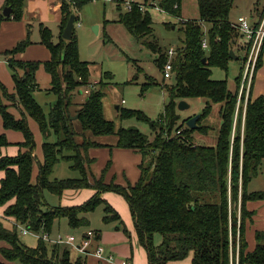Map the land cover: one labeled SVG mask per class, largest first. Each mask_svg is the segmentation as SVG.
Returning <instances> with one entry per match:
<instances>
[{
    "label": "trees",
    "instance_id": "16d2710c",
    "mask_svg": "<svg viewBox=\"0 0 264 264\" xmlns=\"http://www.w3.org/2000/svg\"><path fill=\"white\" fill-rule=\"evenodd\" d=\"M104 0H62L60 35L54 43L51 30L40 25L41 44L51 53V61L22 62L15 59L33 43L28 37L5 52L12 74L17 101L26 114L34 119L44 136L42 147L43 163L35 183L32 181L36 156L35 141L26 119L17 120L0 99V115L7 130L24 134V154L3 156L1 150L10 143L0 135V209L17 225L6 228L0 218V242L9 248L0 253L6 263L0 264H86L85 260L71 262L68 249L60 245L50 246L43 235L52 232L57 222L67 219L72 229L89 227L87 214L104 206L106 224L121 222L119 213L102 198L104 193L123 196L134 218L141 245L145 248L149 264H168L183 261L193 253L192 264H264V232H256V247L250 252L246 231L253 222L254 213L247 204L264 199L262 192H250L249 186L264 166V96L253 98L255 82L247 95L242 89V70L231 90L227 81L212 79V69L228 71L239 47L237 40L244 38L240 30L230 21V12L235 0H197L199 18L182 20V0H162L163 13L180 18L185 38L184 46L177 50L173 60L175 81L171 89V101L156 121L142 112L128 111L119 107L123 121L136 120L147 123L153 138L133 128H116L104 116L103 100L105 84L103 79L92 85L86 100L79 105L77 119L82 133L74 129L71 110L76 91L90 83V66L80 60L76 25L71 41L63 39V32L72 13L75 23L80 22L79 13L89 4ZM120 12L119 23L137 38L152 35L153 18L147 4L132 3L133 10H124L116 1ZM13 18L21 21L24 16L25 0H7ZM0 16V21H2ZM1 24V22H0ZM208 25L207 34L204 26ZM106 35V33L104 34ZM207 40L208 48H203ZM160 53L157 60L162 70L167 56L161 52L158 43L148 44ZM245 67L249 57L250 44H245ZM237 56V55H236ZM264 47L259 56L256 71L263 66ZM238 57V56H237ZM206 59V63H204ZM51 77L50 92L57 97L48 115L36 102L34 94L40 91L36 75L41 67ZM244 68V67H243ZM22 72V74H20ZM256 73V76H257ZM255 77V75H254ZM94 86V87H93ZM0 91L7 90L0 82ZM10 97V96H9ZM191 99H204L206 106L200 115L198 129L190 130L185 123L179 125L178 103ZM246 105L245 121L243 122ZM215 106H220L221 126L217 145L198 146L192 135L196 131L206 133L203 120L208 118ZM94 137H117L118 149L138 152L142 161L140 178L134 185L124 187L114 182L106 184L104 175L111 167L107 165L99 180L90 182L92 166L89 150L104 147L92 141ZM55 137L54 143L49 140ZM62 162L71 164V170L79 173V179H52L55 168ZM92 177V176H91ZM95 189L96 194L88 202L77 207H53L46 204L45 192L61 197L65 191ZM39 233L42 238L36 248H30L20 239L19 227ZM124 232L129 235L123 225ZM162 241L156 245L155 237ZM49 236V235H48ZM97 234V239H99Z\"/></svg>",
    "mask_w": 264,
    "mask_h": 264
},
{
    "label": "rangeland",
    "instance_id": "374dc122",
    "mask_svg": "<svg viewBox=\"0 0 264 264\" xmlns=\"http://www.w3.org/2000/svg\"><path fill=\"white\" fill-rule=\"evenodd\" d=\"M162 0H133L137 4H147L148 6L156 3L160 5ZM182 20H197L199 18L197 0H182ZM153 18V32L152 35L142 39L137 38L127 28L119 23L120 12L117 10L116 4L108 1H101L87 5L79 14L80 22L85 33H81L83 29L76 27V35L79 47L80 60L90 66V83L88 86L80 88L76 91L75 103L71 110L74 129L77 133H82L81 125L77 119V112L80 106L87 98L84 93L86 90L91 89L94 81H101L105 84V97L103 100L104 116L106 120L113 122L116 128H133L141 131L147 136L152 135V129L147 123L139 122L136 120L123 121L120 117L118 107L128 111L142 112L147 118L156 121L164 113L165 107L171 101V89L175 81L173 78L164 79L162 70L160 69L157 60L160 53L153 51L149 48L148 44L151 42L158 43L161 52L167 56L170 48L180 50L184 44V32L182 31L181 19L175 16L160 12L155 8H148ZM125 10V9H124ZM264 12V0H235L230 12V21L238 25L239 17L246 18L250 23L256 22L258 16H262ZM99 18L101 23L106 22V35L103 31L100 36H97L91 22ZM89 21V22H88ZM95 27V26H94ZM208 25L204 26L205 33L207 34ZM82 34V35H81ZM243 43V52L236 51L238 56L237 60H233L228 65V71L220 68L212 69V79L215 81H227L231 90L235 89V81L239 77L242 70V81L245 75V57L246 50L243 38L237 40V44ZM176 56V55H175ZM167 58V57H166ZM264 63V60H263ZM244 67V68H243ZM10 70V69H9ZM255 70V77L252 80L254 85V95L264 96V65L258 71ZM1 84L7 90V95L0 91V99L4 105L8 106V111L17 119H26L29 128L34 136L35 150L34 155L36 161L34 164L32 181L35 183L39 172V164L43 163L42 147L45 142L44 136L39 128L37 122L29 117L22 109L19 103L13 97L16 95L15 83L11 72L1 74ZM40 91L34 94L36 102L44 109L48 115L52 106L56 103L57 97L50 92L51 84L49 76L43 73L38 79ZM10 96V97H9ZM124 102V103H123ZM180 103V102H179ZM178 103V105H179ZM189 108L184 110L177 109V114L180 117L179 125L191 120L195 116L202 114L206 101L204 99H191L187 101ZM245 110V104L242 105ZM244 113V112H243ZM220 106H215L212 113L208 118L203 120L202 125L206 127V133L196 131L192 137L193 141L198 146L214 147L217 145L219 137V129L221 126ZM0 135H5L10 145L2 152L3 156H18L24 154L26 148L23 147L25 142L24 134L20 131L7 130L3 125L2 116L0 115ZM87 136L94 142L104 146L101 148H94L96 152L95 163L92 166L94 180H99L103 172L106 170L107 165L111 162V167L104 175V182L110 184L114 182L119 185H126L127 183L134 184V176L137 174L139 178L138 166L133 162L129 163L128 158L119 157L114 155L113 151L118 150L117 137H94L87 133ZM55 137H52L49 142L54 143ZM125 154V153H122ZM71 164L62 162L58 165L52 175V179H79L80 175L71 170ZM255 186L257 189L264 191V166L260 171L259 179L256 181ZM90 197H84V201L88 202L96 194L95 189H84ZM52 195L45 192L46 204L53 207L63 205L64 198ZM103 200L109 203L119 214H123L126 209L131 213L130 207L125 198L115 193L102 194ZM82 202L85 204L86 202ZM264 203V199L259 203ZM81 204V205H83ZM69 206L70 204H66ZM76 205V204H73ZM72 205V206H73ZM79 205V206H81ZM70 207V206H69ZM105 215L104 206H100L95 212L87 214L88 219L91 220V228H96L93 225H99L100 217ZM92 218V219H91ZM102 219V218H101ZM59 222L55 224L53 230L49 235V240L46 241L50 246L53 242L57 241L59 237H66V227ZM15 227V226H14ZM90 227V226H89ZM84 227L82 229L89 230L91 228ZM25 227H19V236L24 244L33 245L42 238L43 229L39 233L28 230V237H24L22 230ZM162 241L160 235H156L155 242L159 245ZM64 245V244H61ZM60 245V246H61ZM63 250V248H62ZM2 254L0 253V259Z\"/></svg>",
    "mask_w": 264,
    "mask_h": 264
},
{
    "label": "crops",
    "instance_id": "0c3cea01",
    "mask_svg": "<svg viewBox=\"0 0 264 264\" xmlns=\"http://www.w3.org/2000/svg\"><path fill=\"white\" fill-rule=\"evenodd\" d=\"M124 1L134 3L133 0H124ZM6 3H7V0H0V16H2L3 18L2 21H0L1 22L0 24V77H1V74L3 73L7 74V72L10 71L8 67V63H7V58L4 57L3 54L7 51L14 49L18 45V43L25 40L29 34H30V40L32 41L33 44L29 46L24 53H21L15 56V59L18 61H22V62L46 63V62L51 61L52 56H51L50 50L45 45L41 44L40 25H43L49 28L54 36V43H58L59 35H60V24L62 20V14H61L62 0H25L24 16L21 21L14 20L13 13H11L10 17L4 16L3 14L4 10L8 7ZM263 14H261L262 16L260 15L258 16V20L256 22L250 23L247 19L246 20L250 23L251 26L255 27L261 22ZM233 25L237 26L236 24H233ZM91 26L94 29L96 27L98 28L96 32L97 36H100L102 34V31L104 34L106 33L105 31L106 22L101 23L99 18L92 21ZM80 29H83L82 24H81ZM81 33L82 34L85 33V29H83ZM244 46H245V43H244ZM236 49L238 52H243V43L242 44L240 43L239 47ZM263 60H264V56H263ZM43 73L49 76L50 84H51V77L45 71L43 66L37 72V75H36L37 82H38V79L41 76H43ZM20 74H22V72H20ZM92 84L96 85L98 84V81H94ZM258 97L260 96L254 95V90H253V98H258ZM4 149L5 148H3L1 152H3ZM94 150L95 149L89 150V155L91 159H93L96 156L95 155L96 152H94ZM113 153L116 156L118 155L119 157L123 156V157L128 158L129 163L133 162L134 165L138 166L139 178H140L141 172H140L139 166L141 164L142 157L138 152L134 150L118 149V150H114ZM122 153H125V154H122ZM91 174H92L91 176L93 177V173ZM91 176H90V180H92ZM3 177L4 175L0 174V181L3 179ZM134 178H135L134 180H139V178L136 179L137 174L136 176H134ZM258 179H259V176L255 178L250 184L249 186L250 192L264 193L262 189H257L258 186H255L256 185L255 183ZM137 182L138 181H135L134 184H136ZM127 185L128 183L123 186L127 187ZM62 196H63L62 198H64V203L63 205H61L62 207H69V206L77 207L83 204L82 202L86 198L88 199L90 197V195H87V192L85 190H79V191L68 190V191H65ZM84 197L86 198L84 199ZM66 204H70V205L67 206ZM73 204H76V205H73ZM247 209L248 211L254 213L253 222L248 225L247 231H246V240L248 243V249L250 252H252L254 251L256 247V239H255L256 232L258 231L264 232V203L263 202L259 203V201L249 202L247 204ZM3 212L4 211L0 209V218L4 226L6 228L12 229L14 226L17 225L16 221L12 218L5 217L3 215ZM119 215L129 235H126V233L124 232L123 225L121 224V222L111 223V224L104 223L103 218L106 215L102 214V216L100 217L101 221L99 225L98 226L96 224L93 225L96 227L93 229L91 228L92 226L91 220L88 219L90 222L89 228H91L89 230L96 232V234H99L100 237L99 239L95 240L93 246L88 250V253L86 256H83L82 254H80L77 248L81 246V242L85 238V234L89 230H86V229L84 230L82 228L72 229L68 225L67 219L61 220V222H59L60 223L59 227L61 225H64L66 227V237L68 236L75 237V245H72V246L61 245L60 248L61 249L66 248L69 250L70 259L72 263H75L81 259V260H85L86 264H122L124 261L129 262L130 264H149L147 252L139 241L138 234L136 231V225H135L134 218L132 217V213L129 214L128 211L125 209L124 213L122 215L121 214ZM29 235L30 234H26L24 235V237H28ZM35 239L37 242L33 243V245H28V247L36 248L38 246V238L36 237ZM53 244L55 243L53 242ZM55 245H58V244H55ZM98 246L104 247L107 253L106 256L107 257L113 256L114 260L109 261L107 259L97 258L94 253ZM2 248H9V246L6 243L0 242V250ZM193 257L194 255L193 253H191L189 257L183 261L170 262L168 264H192ZM0 262L6 263L3 257L0 259Z\"/></svg>",
    "mask_w": 264,
    "mask_h": 264
},
{
    "label": "built area",
    "instance_id": "2783aa9c",
    "mask_svg": "<svg viewBox=\"0 0 264 264\" xmlns=\"http://www.w3.org/2000/svg\"><path fill=\"white\" fill-rule=\"evenodd\" d=\"M108 2H113L115 3L116 1L122 2L124 5V9L128 12H131L133 10V5L131 2H126L124 0H104ZM116 4V3H115ZM148 8H155L156 10L163 12L160 6H157L155 3L151 5V7L147 6H141L140 10L142 12H145ZM239 24L236 26L240 32L244 35V41L245 44H250V51H249V57L248 61L246 64V70H245V75L243 77V84H242V89L241 92L246 89L247 95L250 90V87L252 85V80L254 78L256 66L258 63L259 56L261 55L264 47V14L261 19V22L257 26H251L250 23L246 20V18H239L238 19ZM77 28L81 27V23H75ZM203 48L207 49L208 44L207 40L204 39L203 41ZM176 55V50L174 48H170L167 52V63L164 65L162 72L164 75V79H171L173 76V60ZM96 86V85H94ZM93 86V87H94ZM91 89L86 90L84 93L88 96L90 93ZM124 103V102H123ZM245 113H246V105H245V110H244V116H243V122L245 121ZM22 233L24 235L28 234V230L23 229ZM43 239L45 241L49 240L48 235H43ZM97 239V234L94 231L89 230L85 234V238L81 242V246L78 247V251L80 254L83 256H86L88 253V250L93 246L95 240ZM55 244L61 245H75V237L74 236H68V237H59L57 241L54 242ZM95 256L99 259H107L109 261H113L114 258L113 256H106V250L104 247L98 246L95 250ZM122 264H130L129 262L124 261Z\"/></svg>",
    "mask_w": 264,
    "mask_h": 264
},
{
    "label": "water",
    "instance_id": "95a60500",
    "mask_svg": "<svg viewBox=\"0 0 264 264\" xmlns=\"http://www.w3.org/2000/svg\"><path fill=\"white\" fill-rule=\"evenodd\" d=\"M12 13V9L10 7H7L4 10V16L5 17H10ZM75 20H76V13H72L68 24L63 32V39L67 40V41H71L72 37H73V31H74V25H75ZM96 29H98L97 27L94 29L96 32ZM230 57L232 60H237L238 57L235 55V53L233 51L230 52ZM204 63H206V59H204L203 61ZM189 108L187 102L185 101H181L178 105V109L179 110H184ZM117 110H119V107L117 108ZM200 120V115L199 116H195L194 118H192L191 120H189L186 124V126L190 129V130H197L198 129V121Z\"/></svg>",
    "mask_w": 264,
    "mask_h": 264
}]
</instances>
